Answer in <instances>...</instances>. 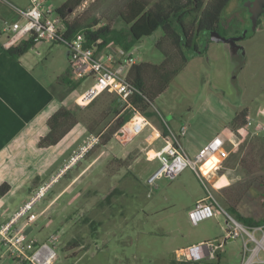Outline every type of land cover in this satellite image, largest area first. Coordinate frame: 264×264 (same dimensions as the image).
I'll use <instances>...</instances> for the list:
<instances>
[{"label": "rangeland", "instance_id": "374dc122", "mask_svg": "<svg viewBox=\"0 0 264 264\" xmlns=\"http://www.w3.org/2000/svg\"><path fill=\"white\" fill-rule=\"evenodd\" d=\"M6 1L0 0L1 15H4V19L12 20L8 12V5H11ZM65 1L46 0V3L58 8ZM128 1L84 0L73 10L69 9L68 19H88L99 25L120 27L123 24L120 12ZM145 1L152 6L157 0ZM232 2L234 0L229 1L228 5ZM226 6L224 13L229 9ZM233 33V30L224 31L225 36ZM161 35L162 31L157 29L151 35L141 37L130 49L137 64L147 62L156 65L164 60V51L156 44ZM194 41L198 50H194L193 46L186 49L188 61L166 88L152 98L150 109L153 113L149 120L161 130L163 123L174 131L185 124L187 133L180 141L185 148L193 151L219 132L228 134L234 142L227 141L225 144L229 150L228 156L222 161L216 156L209 158L215 162L214 175L206 173L212 193L226 208L223 188L233 190L244 187L246 182L254 179L246 172L264 171V161L261 160L262 166L255 167L249 161L264 154V129H261L264 128V29L249 31L241 40L243 50L235 53L227 42L213 41L202 31ZM162 46L170 54L177 52L176 47L167 41H163ZM111 47L121 48L115 44ZM66 51L63 43L41 41L36 42L21 59L28 64L29 71L41 79L42 84L52 86L59 95L69 94L75 88L76 93L84 91L91 83L88 79L77 83L72 90H68L70 88L65 82L58 83L68 69ZM128 71L129 68L124 73ZM148 81L156 83L157 79L148 78ZM114 100L120 105L113 93H103L85 106L73 103L78 124L66 136L74 134L75 138L80 130L81 137L86 138H81L79 145H84L90 134L98 133L108 123L110 113L107 110ZM243 108L248 111V124L244 127L246 131L235 130L230 125L231 119ZM152 130L150 124L136 136H122L120 131V137L115 135L110 144L97 148L93 154L81 156L65 169L64 164L78 147L73 148L67 156L62 173L49 183L50 189L44 198L36 202L31 210L34 219L28 223L32 229L30 238L44 241L51 234L58 235L54 264H168L171 259H184L185 249L190 245L223 240L228 222L226 213L220 212L196 225L188 220V210L199 196L205 194L202 182L191 167L184 168L175 176H160L152 186L147 184L148 176L159 163L148 160L145 152L149 147L158 148L161 145H147L145 137ZM239 130L244 135L247 132L249 136L241 137L237 134ZM244 157L248 162L241 165ZM33 163L35 171L40 170L42 166H39V162ZM88 164L84 175L60 193L55 207L50 208L45 217L39 214L35 219V213L48 198L63 189ZM57 167L58 163L49 167L48 175ZM36 182L33 178L32 184ZM112 188L115 190L106 199V194ZM262 190L263 187L258 186L244 192L236 204L242 215L256 220L264 219ZM23 192L24 189L19 193ZM21 219L26 220L25 217ZM91 224H94L93 228ZM243 236L247 237L246 234ZM254 236L260 238L261 232L255 231ZM242 251V236L226 239L218 263L238 264ZM212 261L216 262L217 257ZM0 264L14 262L0 257Z\"/></svg>", "mask_w": 264, "mask_h": 264}, {"label": "built area", "instance_id": "2783aa9c", "mask_svg": "<svg viewBox=\"0 0 264 264\" xmlns=\"http://www.w3.org/2000/svg\"><path fill=\"white\" fill-rule=\"evenodd\" d=\"M15 9L22 20L4 19L1 22V30L10 32L21 39H32L34 42L63 41L67 47L69 77L76 81L84 79L91 81L90 85L76 99L79 106L87 105L103 93H113L118 97L121 106L132 108L130 98L136 88L124 73L126 69L136 63L131 50L127 51L122 47L112 48L111 44L99 47L97 42L87 44L83 33H77L66 39L64 37L66 26L61 15L50 4H47L46 0H29L26 8L16 7ZM147 126H150L148 118L140 111L133 109L131 118L121 127L120 131H122V136L127 134L136 136ZM166 126L167 134L158 135L163 144L159 148L149 147L145 152L148 160H157L159 163V166L148 176L147 184L152 186L160 176H175L184 168L191 167L202 182L205 194L188 210L187 216L190 223L196 225L220 212L226 213L228 217L225 236L221 242L204 241L190 245L185 249L184 259L191 261L212 260L217 257V253L221 251L226 239L242 236L243 251L238 264H264V224L248 226L229 215L212 193L208 185L207 174L201 170V166L211 157L216 156L219 161L226 158L229 150L225 144L227 141L234 143L233 140L225 132H219L191 157L180 141L187 133V126L182 124L178 131ZM120 135L118 133L116 137H120ZM98 139V136L92 134L88 142L81 145L67 160L64 165L65 169L85 155ZM152 143L153 141L147 142V145H152ZM48 188V184L40 186L7 221L0 222V245L3 246L4 253L14 264H54L57 259L55 251L57 234H51L46 240L39 241L14 228L15 222L21 217H25L27 222L33 221L32 207L38 199L44 196ZM255 231L261 232L260 238L254 236ZM244 234L247 237H244ZM250 243L252 244L249 245Z\"/></svg>", "mask_w": 264, "mask_h": 264}, {"label": "trees", "instance_id": "16d2710c", "mask_svg": "<svg viewBox=\"0 0 264 264\" xmlns=\"http://www.w3.org/2000/svg\"><path fill=\"white\" fill-rule=\"evenodd\" d=\"M84 0H67L60 7L54 8L62 17L65 24L64 37L71 38L77 33L85 34L87 44L97 42L99 47L106 45H119L124 50H130L135 43L143 36L151 35L157 29L162 31V35L157 41V46L164 51V60L160 64H150L147 62L135 63L131 65L127 73V78L136 88L135 93L130 98L132 108L120 106L114 100L110 103L108 113H110L108 123L95 135L99 137L98 141L93 144L90 150L85 154H93L99 147L107 146L111 143L114 136L120 132L121 127L131 118L133 109L140 111L147 118L153 113L150 109L152 98L162 92L173 77L181 70L185 62L188 61L186 49L192 47L198 50L195 38L201 31L213 27L220 18L225 6L231 0H157L152 6L145 0H129L120 12V18L123 24L120 27H111L108 24L99 25L98 22L91 20L78 21L68 19L69 9H74L83 3ZM65 44L63 41L55 40ZM54 41V42H55ZM167 41L176 51L173 54L168 53L162 42ZM36 42L29 38H22L14 44L5 47L0 45V53L16 59L26 53ZM177 62L174 64L173 61ZM148 78H156V83H150ZM66 81V80H65ZM70 89L76 86L71 85ZM248 111L247 108L237 111L231 119L230 125L233 129H244L247 125ZM78 123L74 111L67 107H60L52 113L46 121L47 132L40 136L37 142L39 148H49L61 141L67 133ZM167 124H162L160 134H167ZM93 131V129H89ZM238 135H244L239 130ZM99 154V153H98ZM256 156V155H254ZM253 156V157H254ZM249 158V157H248ZM261 160L264 161V154L258 155L257 159L250 160L252 166H262ZM241 165L248 162L246 157L240 161ZM246 172L249 177L254 179L246 182L244 187L223 188L222 197L227 201L224 210L234 217L237 221L248 225L264 224V219L256 220L250 216H244L237 209L238 202L243 197L245 191L253 187H263L261 192L262 206L264 208V171ZM258 173V174H257ZM248 178V177H247ZM10 185L7 182L0 184V199L9 191ZM115 189H111L105 196L106 199ZM231 200V201H228ZM238 201V202H237ZM92 228L94 224H91ZM220 252L217 253V261L203 259L200 261H191L185 259H171L168 264H219Z\"/></svg>", "mask_w": 264, "mask_h": 264}, {"label": "crops", "instance_id": "0c3cea01", "mask_svg": "<svg viewBox=\"0 0 264 264\" xmlns=\"http://www.w3.org/2000/svg\"><path fill=\"white\" fill-rule=\"evenodd\" d=\"M6 2L11 5H8V12H10L12 20H22L15 8H26L29 4V0H8ZM1 13L2 11L0 8V45L8 47L19 41L21 37L14 36L10 32L1 30V22L4 19V15H1ZM66 57L68 59L67 51ZM67 68H69V63ZM65 80L71 81V85L82 81L72 80L68 75V69H66L65 74L58 83L63 84V82H65L68 88H70V83L68 84ZM75 89H73L72 92L69 91V94L65 93L59 95L58 92L54 91L52 86L42 84L41 79L29 71L28 64L23 61L21 57L16 59L4 53H0V184L7 182L10 185L9 191L0 199V222L7 221L19 210L34 194L37 187L39 188L44 184L49 185V183L54 181L62 173V166L67 156L71 153L73 148H79L82 139L86 138L83 136L81 137L82 132L79 130V132L75 134V138L74 134L71 136L69 134L56 145L49 148H39L37 146L40 136L47 132L46 121L49 116L62 106L73 110V105L78 104L76 99L83 91L76 93ZM149 122L151 126H153V130L145 137V140L147 142L153 141L152 146L156 143L162 145V139H158L161 128L153 125L150 120ZM76 125L71 129V132L75 130ZM83 130L86 129L83 127ZM91 135L92 134H90V136ZM89 138L90 137H88V139ZM206 142L200 145L197 151L184 148L189 155L193 156ZM36 161L39 162V166H42L38 171H35L36 169L33 166V162ZM57 163L58 167L51 170L48 175L47 172L49 171V167L52 168ZM214 163L212 160L208 159L201 166L202 172L204 174L208 173L210 176L211 174L214 175ZM88 167L89 164L87 166L84 165L81 171L74 176L63 189L53 197H49L43 207L35 213V219L39 214L45 217L49 209L55 207L56 200L60 193L77 181L79 177L84 175ZM33 178L37 180V184L34 183L36 186L32 184ZM29 185L30 187L28 188ZM22 189H24V192L19 193ZM49 189L50 188H48V190ZM202 197L203 195L199 196L195 202ZM15 201L17 202L14 203ZM21 218L15 222L14 228L23 231L30 237L29 235L32 229L28 226L29 222ZM3 249V246L0 245V257L9 258L4 251L2 253Z\"/></svg>", "mask_w": 264, "mask_h": 264}, {"label": "flooded vegetation", "instance_id": "af4514ba", "mask_svg": "<svg viewBox=\"0 0 264 264\" xmlns=\"http://www.w3.org/2000/svg\"><path fill=\"white\" fill-rule=\"evenodd\" d=\"M227 6L229 8L228 11L225 13L222 12L218 22L214 24L213 27L202 32L208 38L210 36V31H216L220 35L225 36L224 31L233 30L234 33L231 36L239 38L233 41L232 44L229 42L227 43L230 45L231 51L232 46L235 48V51H232L235 53L239 49L243 50L241 40L247 36L249 31L264 29V0H234L232 4H227ZM256 9H259V13L256 21L253 22V14Z\"/></svg>", "mask_w": 264, "mask_h": 264}, {"label": "water", "instance_id": "95a60500", "mask_svg": "<svg viewBox=\"0 0 264 264\" xmlns=\"http://www.w3.org/2000/svg\"><path fill=\"white\" fill-rule=\"evenodd\" d=\"M258 13H259V9H256L254 11V14H253V22L256 21V18L258 16ZM209 34H210L209 38L211 40H213V41H223V42H229L231 44L233 43V41H235L236 39L239 38V37H236V36L225 37V36L220 35L216 31H210ZM232 51L233 52L235 51V48L233 46H232Z\"/></svg>", "mask_w": 264, "mask_h": 264}, {"label": "bare ground", "instance_id": "6f19581e", "mask_svg": "<svg viewBox=\"0 0 264 264\" xmlns=\"http://www.w3.org/2000/svg\"><path fill=\"white\" fill-rule=\"evenodd\" d=\"M212 158V157H211Z\"/></svg>", "mask_w": 264, "mask_h": 264}]
</instances>
